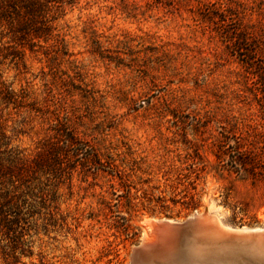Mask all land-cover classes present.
Masks as SVG:
<instances>
[{"label": "rangeland", "instance_id": "1", "mask_svg": "<svg viewBox=\"0 0 264 264\" xmlns=\"http://www.w3.org/2000/svg\"><path fill=\"white\" fill-rule=\"evenodd\" d=\"M56 26L70 56L0 65L48 111L10 105L8 129L25 153L71 129L112 168L77 164L52 201L34 197L0 264H133L146 220L204 211L264 226V181L228 165L236 149L264 152V0H78Z\"/></svg>", "mask_w": 264, "mask_h": 264}, {"label": "trees", "instance_id": "2", "mask_svg": "<svg viewBox=\"0 0 264 264\" xmlns=\"http://www.w3.org/2000/svg\"><path fill=\"white\" fill-rule=\"evenodd\" d=\"M77 1L0 0V65L6 59L25 64L27 52L40 53L45 62H60L70 56L57 32L56 21ZM27 95L26 90L16 92L5 84L0 75V239L7 241L3 247L12 251L15 239L19 241L24 224L33 216L34 197L52 201L54 183L69 182L77 164L91 173L111 167L93 144L80 139L71 129L59 128L55 135L43 138L34 153H25L15 143L23 130L8 129L3 111L10 105L14 109L29 107L27 112L33 110L48 118L46 103L38 104L35 99L27 102ZM247 152L236 149L228 165L236 171H249L252 178L264 181V152ZM223 154H218V158L222 159Z\"/></svg>", "mask_w": 264, "mask_h": 264}, {"label": "water", "instance_id": "3", "mask_svg": "<svg viewBox=\"0 0 264 264\" xmlns=\"http://www.w3.org/2000/svg\"><path fill=\"white\" fill-rule=\"evenodd\" d=\"M203 213L207 214V211ZM202 217L203 214L195 213L183 220H174L173 222L168 218L154 221L152 231L154 233V239L151 242L142 243L140 241L136 244L131 250L130 263L135 255L137 257L141 256L140 259L144 260L145 255H148L147 252L151 250V253L154 252L156 254H154V257L146 256L148 259L157 260L158 257L162 256V264H170L173 261L172 258L174 255L169 256V252L172 251L171 247L173 246H177L179 249L178 260L182 264H187L189 260L195 262L194 264H199L202 258L211 255V253L204 252L208 246L212 254L215 253L213 255L219 258L224 255L226 260L231 258V256L236 259L246 260L247 258H251V255L254 256V261L257 262L259 260L256 257L261 255V250L264 249V226L254 228L230 227L224 225L214 216L215 220L217 219L219 221L221 228L210 229L202 224ZM194 240L205 243L196 248L192 245L195 242ZM247 245L254 248H248ZM191 249L196 250L198 254L188 257L190 256L189 252Z\"/></svg>", "mask_w": 264, "mask_h": 264}, {"label": "bare ground", "instance_id": "4", "mask_svg": "<svg viewBox=\"0 0 264 264\" xmlns=\"http://www.w3.org/2000/svg\"><path fill=\"white\" fill-rule=\"evenodd\" d=\"M198 214H203V217H202V224H204L206 227H209L210 229H220L221 228V226H220V223H219V221L216 219L215 220V217L211 214V213H207V214H205V213H198ZM162 219H165V218H162ZM159 220H161V219H155V220H146V224L148 225V227H149V233H145L144 235H143V238L141 239L142 240V243H144V242H151L153 239H154V233H152V231H153V228H154V226H153V222L154 221H159ZM170 221H174L173 219H170ZM221 222V221H220ZM195 241V240H194ZM203 243H205V242H203V241H195V242H193L192 243V245L193 246H195L196 248H198V246H201V244H203ZM200 244V245H199ZM232 244H234V243H232ZM134 246H136V245H134ZM133 246V247H134ZM207 247V246H206ZM247 247L248 248H254V247H251L250 245L248 246L247 245ZM203 248H205V247H203ZM209 246L205 249V251L204 252H206V253H208V254H210L211 253V255L209 256V257H204V258H202L201 260H200V262H199V264H264V249L263 248H261V249H263V250H261V255H258L256 258L257 259H259V260H257V262L256 261H254V256H252L251 255V258H247L246 260L245 259H236V258H233L232 256H231V258H229L228 260H226V258L224 257V255H223V257H216L215 255H213V254H215V253H213L212 254V251L211 250H209ZM171 249H172V251L171 252H169V256H173V261H172V263H170V264H182V263H180V261L178 260V255H179V249L177 248V246H173V247H171ZM194 249V248H193ZM193 249H191L190 250V256H188V257H192V256H196L198 253H197V251L196 250H193ZM207 250V251H206ZM149 252V253H148ZM147 252V254L149 255V256H152V257H154V254H156V253H151V250H149ZM144 254V253H143ZM143 254H141V255H143ZM148 255H145V258H144V260L143 259H140V257L141 256H139V257H137L136 255L132 258L133 259V264H162V262H161V257L162 256H160V257H158V259L157 260H152L151 258L150 259H148L146 256H148ZM162 255V254H161ZM217 255V254H216ZM201 256V255H200ZM175 257H177V258H175ZM169 259V258H168ZM176 259V260H175ZM190 259V258H189ZM155 261H156V263H155ZM158 261H160V262H158ZM190 262V263H189ZM189 262H187V264H194L195 262H193V261H190L189 260ZM193 262V263H192Z\"/></svg>", "mask_w": 264, "mask_h": 264}]
</instances>
